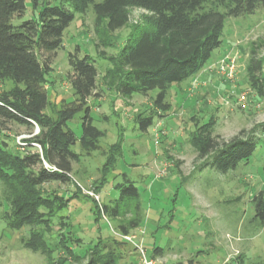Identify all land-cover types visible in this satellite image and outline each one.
<instances>
[{"label": "rangeland", "instance_id": "obj_1", "mask_svg": "<svg viewBox=\"0 0 264 264\" xmlns=\"http://www.w3.org/2000/svg\"><path fill=\"white\" fill-rule=\"evenodd\" d=\"M47 1L73 12L74 19L42 81L47 94L44 112L55 119L61 108L76 106L66 74L68 55L78 47V55L88 54L98 70L97 88L87 105L93 124L104 135L95 150L80 141L73 146L79 161L72 163L69 182L41 186L43 197L62 195L65 204L69 202L60 210L55 205L53 210L38 207L40 219L11 226L12 210L0 180V264H87L106 251L116 256L115 264H142L134 243L118 236L115 220L103 215L94 220L98 207L112 204L118 196L114 185L123 182L124 176L137 187L144 211L141 224L127 234L144 247L149 258L154 246L164 248L163 256L152 258L156 264H264V223L254 218L253 203L264 189V100L250 84L247 70L251 57L260 59L259 77L264 82V49L259 46L264 39V5L250 14L225 18L221 46L199 74L171 87L167 95L171 109L161 116L163 112L152 105L157 90L146 96H122L115 80L106 77L120 48L136 37L131 33L142 24L145 11L129 9L128 24L108 32L103 25H95L91 7L81 12L75 0ZM25 4L24 14L15 23L36 16L39 8L31 0ZM207 6L223 10L220 5ZM222 60L234 65L232 81L218 73ZM15 89L11 79L0 80V92ZM82 115L80 111L67 122L77 139L82 134ZM149 115L154 124L147 131L139 130L137 119ZM208 122L212 126L204 133L219 142L236 135L251 136L256 147L248 161L226 173L202 167L207 157L199 158L190 135L199 134ZM38 133L35 124L30 129L9 122L0 139L11 151H40L34 142L26 141ZM110 155L117 158L109 171L104 163ZM129 212L130 206L119 219H129ZM33 243L38 247L33 248Z\"/></svg>", "mask_w": 264, "mask_h": 264}, {"label": "trees", "instance_id": "obj_2", "mask_svg": "<svg viewBox=\"0 0 264 264\" xmlns=\"http://www.w3.org/2000/svg\"><path fill=\"white\" fill-rule=\"evenodd\" d=\"M34 8H39L34 18L14 21L25 10V0H0V80L11 79L17 89L0 92V133L9 122L32 128L37 125L39 133L28 142H34L40 151L28 149L26 152L11 151L9 144L0 139V180L4 185L7 201L11 208L9 224L22 225L27 219L36 220L38 207L60 210L67 205L62 195L52 199L43 197L41 186L50 182L70 181L72 163L79 161V153L73 150L80 141L89 150H95L104 132L97 128L91 116L87 100L97 88L98 70L88 54L79 56V48L68 55L69 69L66 78L73 90L75 107H63L54 119L44 112L47 94L42 90L44 75L50 70L51 58L62 47L63 33L74 19L73 12L47 0H31ZM77 10L83 12L91 7L95 15V25H103L108 32H115L128 24L129 9L140 8L142 24L133 33L118 54L113 58L114 66L106 77L115 80L116 90L122 96L133 94L148 95L157 90L152 105L168 113L171 103L167 100L173 85L180 86L192 79L206 65L213 51L222 44L225 18L252 13L264 0H75ZM220 5L223 10L213 6ZM259 46L264 49V39ZM44 56V57H43ZM249 81L264 100V82L260 59L251 57L247 67ZM83 111L81 117L82 134L79 139L67 127L74 115ZM141 131L154 124L153 116L137 119ZM203 133H193V142L199 158L207 157L202 165L211 166L226 173L242 161H248L253 154L256 141L250 137L236 135L228 141L219 142L205 128ZM209 131V129H208ZM264 131V128H263ZM204 134V135H203ZM30 145L29 148H32ZM115 155H110L104 163L105 169L113 168ZM104 169V168H103ZM107 172L110 174V172ZM114 190L118 196L112 204L98 207L96 217L115 220L119 233L127 234L138 227L144 218L139 199V191L134 182L124 176ZM254 218L264 223V189L254 197ZM131 217L119 219L128 212ZM123 240V239H122ZM33 248L38 247L33 243ZM31 247V248H32ZM164 248L154 246L151 258L163 256ZM93 256V255H92ZM116 256L106 251L98 257H91L87 264H115Z\"/></svg>", "mask_w": 264, "mask_h": 264}, {"label": "built area", "instance_id": "obj_3", "mask_svg": "<svg viewBox=\"0 0 264 264\" xmlns=\"http://www.w3.org/2000/svg\"><path fill=\"white\" fill-rule=\"evenodd\" d=\"M227 59V58H226ZM231 59H228V61H230ZM225 61V60H224ZM224 61L222 60L221 61V65H220V68L218 70V73L222 76V78H224L225 80H228V81H232L234 78H235V75L236 73L234 72V65L231 64L229 65L228 63H224ZM227 61V62H228ZM196 81V79H194L192 82V84H194ZM243 99V96L241 95L240 99L241 100ZM244 106V104H243ZM22 138V137H21ZM20 137H18V143L21 144L20 142ZM38 146V145H37ZM118 236L123 239L124 241L126 242H129V243H134V245L137 247L138 249V252H139V256H140V259H141V263L142 264H156L155 263V260L152 259L151 257L149 258L146 254V251L144 249V247L141 245V244H138L135 242L134 240V237L133 236H130L128 234H122V233H118Z\"/></svg>", "mask_w": 264, "mask_h": 264}, {"label": "crops", "instance_id": "obj_4", "mask_svg": "<svg viewBox=\"0 0 264 264\" xmlns=\"http://www.w3.org/2000/svg\"><path fill=\"white\" fill-rule=\"evenodd\" d=\"M199 73H200V72H199ZM199 73H198V74H199ZM208 77H210V76H208ZM193 78H194V77H193Z\"/></svg>", "mask_w": 264, "mask_h": 264}]
</instances>
